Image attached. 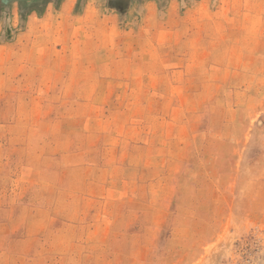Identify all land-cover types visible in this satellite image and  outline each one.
I'll list each match as a JSON object with an SVG mask.
<instances>
[{"label":"rangeland","instance_id":"1","mask_svg":"<svg viewBox=\"0 0 264 264\" xmlns=\"http://www.w3.org/2000/svg\"><path fill=\"white\" fill-rule=\"evenodd\" d=\"M0 264H264V0H0Z\"/></svg>","mask_w":264,"mask_h":264}]
</instances>
